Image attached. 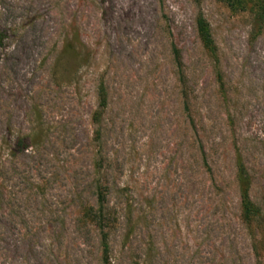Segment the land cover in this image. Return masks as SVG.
<instances>
[{"label":"rangeland","instance_id":"rangeland-1","mask_svg":"<svg viewBox=\"0 0 264 264\" xmlns=\"http://www.w3.org/2000/svg\"><path fill=\"white\" fill-rule=\"evenodd\" d=\"M224 1L0 0V264H100L97 187L109 264H264V25Z\"/></svg>","mask_w":264,"mask_h":264},{"label":"trees","instance_id":"trees-1","mask_svg":"<svg viewBox=\"0 0 264 264\" xmlns=\"http://www.w3.org/2000/svg\"><path fill=\"white\" fill-rule=\"evenodd\" d=\"M227 7L230 10H242L248 9L250 14L253 17V20L258 26L264 25V0H225L224 1ZM194 32L195 36L199 42L201 50L208 56L212 61L213 71L215 75V80L219 85V88L222 89L221 85V76L217 71V58H216V49L211 37L210 29L201 14H197L194 19ZM4 40V35L0 32V47ZM171 60L173 67L176 71V76L178 82L183 85V73L182 65L180 62V57L178 51L175 47L170 49ZM105 96L103 94V88L98 89V99L100 103V108L102 109L105 105ZM97 116L99 113L96 114ZM99 136V130L96 131L95 137ZM98 140V139H97ZM15 147L21 152H25L27 146L24 145L23 139H18L16 141ZM203 164L206 167V163L203 158ZM207 172L211 176V170L207 167ZM234 181L237 191V196L239 200V218L242 223L248 228H253V225L262 224L264 222V217L259 206L252 202L250 198V190L252 186L251 176L248 173L245 165L241 161L239 155H236L234 160ZM104 199L102 187H97L96 189V206L93 209L92 207H83L81 209L80 217L84 220L86 224H89L93 227L98 234V243H99V253H100V264H109V245L107 242V234L105 233V228L107 227L106 216L104 215Z\"/></svg>","mask_w":264,"mask_h":264}]
</instances>
